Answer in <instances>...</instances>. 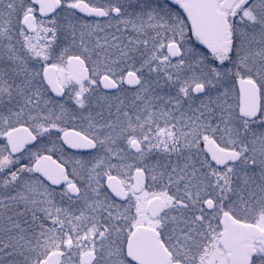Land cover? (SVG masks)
I'll use <instances>...</instances> for the list:
<instances>
[{
	"label": "snow or ice",
	"instance_id": "obj_1",
	"mask_svg": "<svg viewBox=\"0 0 264 264\" xmlns=\"http://www.w3.org/2000/svg\"><path fill=\"white\" fill-rule=\"evenodd\" d=\"M0 264H264V0H0Z\"/></svg>",
	"mask_w": 264,
	"mask_h": 264
}]
</instances>
